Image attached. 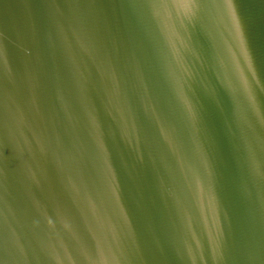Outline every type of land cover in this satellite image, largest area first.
Instances as JSON below:
<instances>
[{
    "label": "water",
    "instance_id": "95a60500",
    "mask_svg": "<svg viewBox=\"0 0 264 264\" xmlns=\"http://www.w3.org/2000/svg\"><path fill=\"white\" fill-rule=\"evenodd\" d=\"M0 264H264V0H0Z\"/></svg>",
    "mask_w": 264,
    "mask_h": 264
}]
</instances>
